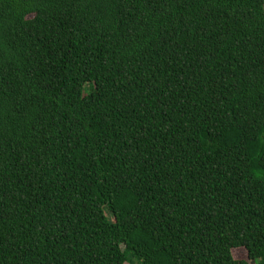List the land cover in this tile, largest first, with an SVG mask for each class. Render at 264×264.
Listing matches in <instances>:
<instances>
[{
	"label": "trees",
	"instance_id": "16d2710c",
	"mask_svg": "<svg viewBox=\"0 0 264 264\" xmlns=\"http://www.w3.org/2000/svg\"><path fill=\"white\" fill-rule=\"evenodd\" d=\"M254 171L264 0H0V264H264Z\"/></svg>",
	"mask_w": 264,
	"mask_h": 264
},
{
	"label": "rangeland",
	"instance_id": "374dc122",
	"mask_svg": "<svg viewBox=\"0 0 264 264\" xmlns=\"http://www.w3.org/2000/svg\"><path fill=\"white\" fill-rule=\"evenodd\" d=\"M233 255H234V257H235L236 259L247 260V261H248V259H247V253H246L245 250H242V249H240V250H235V251L233 252ZM135 264H137L136 261H135Z\"/></svg>",
	"mask_w": 264,
	"mask_h": 264
},
{
	"label": "clouds",
	"instance_id": "9594fccd",
	"mask_svg": "<svg viewBox=\"0 0 264 264\" xmlns=\"http://www.w3.org/2000/svg\"><path fill=\"white\" fill-rule=\"evenodd\" d=\"M254 174L257 176H261V174L258 171H254ZM261 178H264V176H261Z\"/></svg>",
	"mask_w": 264,
	"mask_h": 264
}]
</instances>
